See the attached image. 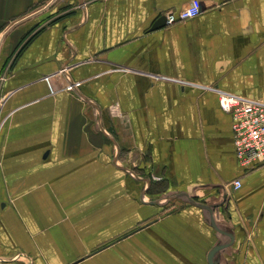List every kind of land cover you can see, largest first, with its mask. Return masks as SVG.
I'll return each instance as SVG.
<instances>
[{"label": "crops", "instance_id": "1", "mask_svg": "<svg viewBox=\"0 0 264 264\" xmlns=\"http://www.w3.org/2000/svg\"><path fill=\"white\" fill-rule=\"evenodd\" d=\"M48 1L0 0V264L134 239L144 264H264V164L238 165L218 101H264V0L174 23L190 0H81L34 32Z\"/></svg>", "mask_w": 264, "mask_h": 264}, {"label": "built area", "instance_id": "2", "mask_svg": "<svg viewBox=\"0 0 264 264\" xmlns=\"http://www.w3.org/2000/svg\"><path fill=\"white\" fill-rule=\"evenodd\" d=\"M200 13V0H190L178 11L163 14L166 23L196 17ZM220 107L230 113L233 144L238 165L252 169L264 164V101L246 99L226 92H219ZM233 189L241 186L240 179L231 183Z\"/></svg>", "mask_w": 264, "mask_h": 264}, {"label": "rangeland", "instance_id": "3", "mask_svg": "<svg viewBox=\"0 0 264 264\" xmlns=\"http://www.w3.org/2000/svg\"><path fill=\"white\" fill-rule=\"evenodd\" d=\"M80 2L81 0H49L42 5L34 6V8H32L34 11L42 10L39 12L40 14L36 16L37 19L34 20V32L42 26L51 24L55 21H58L59 19L63 20L70 13L74 12L75 9L79 8ZM6 195V200L11 202L15 196V193H6ZM3 197L5 198V194L0 193V201L3 199L1 202H5ZM178 205L179 202L176 204V206ZM176 206H168L167 209L168 211L173 210L176 208ZM4 215L5 214L3 213V217ZM2 226L4 227L5 224L0 225L1 229L3 228ZM13 226L14 225H12V227L7 230L9 234H13ZM83 242V240H71V248H78L83 244ZM105 242L107 241H102V243ZM149 248V243L147 242L144 244L142 239L126 240L115 245L113 248H111V250H108L109 252H106L103 257L99 258V260H93L89 264H144V260H150V256L144 255V250L148 251ZM151 258L150 264H157L152 262L153 259L157 261V256H152Z\"/></svg>", "mask_w": 264, "mask_h": 264}, {"label": "water", "instance_id": "4", "mask_svg": "<svg viewBox=\"0 0 264 264\" xmlns=\"http://www.w3.org/2000/svg\"><path fill=\"white\" fill-rule=\"evenodd\" d=\"M163 19L165 20V18L163 17ZM158 25H160V23H154V25H152V28H154V27H156V26H158Z\"/></svg>", "mask_w": 264, "mask_h": 264}]
</instances>
